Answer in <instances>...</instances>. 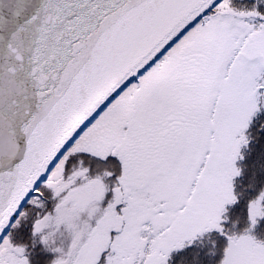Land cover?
<instances>
[{
	"label": "snow or ice",
	"instance_id": "6c2138e0",
	"mask_svg": "<svg viewBox=\"0 0 264 264\" xmlns=\"http://www.w3.org/2000/svg\"><path fill=\"white\" fill-rule=\"evenodd\" d=\"M0 264H264V0H0Z\"/></svg>",
	"mask_w": 264,
	"mask_h": 264
}]
</instances>
